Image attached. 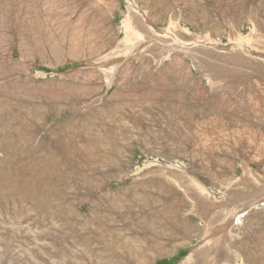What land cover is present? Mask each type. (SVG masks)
<instances>
[{"label": "rangeland", "instance_id": "obj_1", "mask_svg": "<svg viewBox=\"0 0 264 264\" xmlns=\"http://www.w3.org/2000/svg\"><path fill=\"white\" fill-rule=\"evenodd\" d=\"M0 264H264V0H0Z\"/></svg>", "mask_w": 264, "mask_h": 264}, {"label": "bare ground", "instance_id": "obj_2", "mask_svg": "<svg viewBox=\"0 0 264 264\" xmlns=\"http://www.w3.org/2000/svg\"><path fill=\"white\" fill-rule=\"evenodd\" d=\"M142 243H143V241H142ZM147 249V248H146ZM121 251V250H120ZM130 255V254H129ZM118 258V257H117Z\"/></svg>", "mask_w": 264, "mask_h": 264}]
</instances>
